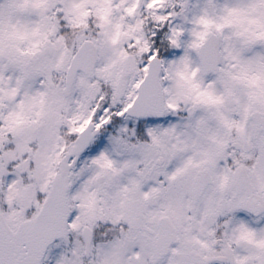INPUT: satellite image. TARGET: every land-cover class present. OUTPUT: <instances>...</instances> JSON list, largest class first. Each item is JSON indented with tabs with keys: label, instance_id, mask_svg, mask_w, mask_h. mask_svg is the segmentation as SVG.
Masks as SVG:
<instances>
[{
	"label": "snow or ice",
	"instance_id": "obj_1",
	"mask_svg": "<svg viewBox=\"0 0 264 264\" xmlns=\"http://www.w3.org/2000/svg\"><path fill=\"white\" fill-rule=\"evenodd\" d=\"M0 264H264V0H0Z\"/></svg>",
	"mask_w": 264,
	"mask_h": 264
}]
</instances>
